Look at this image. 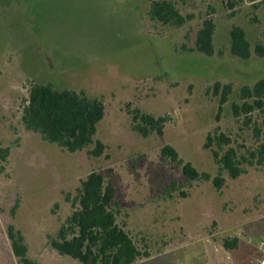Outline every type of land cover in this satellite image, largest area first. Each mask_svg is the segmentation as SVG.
I'll use <instances>...</instances> for the list:
<instances>
[{"label":"rangeland","instance_id":"obj_1","mask_svg":"<svg viewBox=\"0 0 264 264\" xmlns=\"http://www.w3.org/2000/svg\"><path fill=\"white\" fill-rule=\"evenodd\" d=\"M157 0H0V264H19L8 238L13 224L39 264H82L49 245L73 212L82 180L101 172L115 188L117 223L143 256L135 264H254L264 239V110L239 117L242 88L264 78V0H171L182 26L153 20ZM212 21V56L195 50ZM242 27L252 56L231 54L230 31ZM185 46V48H184ZM187 48V49H186ZM193 50V51H192ZM85 92L105 104L95 141L101 157L47 143L22 123L32 83ZM218 88H216V86ZM226 100L222 103V99ZM165 117L163 134L143 137L130 110ZM225 134L244 163L232 179L220 171L208 135ZM170 145L211 180L191 181L161 156ZM225 178L222 188L212 179ZM238 238L227 251L222 240Z\"/></svg>","mask_w":264,"mask_h":264},{"label":"trees","instance_id":"obj_2","mask_svg":"<svg viewBox=\"0 0 264 264\" xmlns=\"http://www.w3.org/2000/svg\"><path fill=\"white\" fill-rule=\"evenodd\" d=\"M153 20L164 25L182 26L186 18L171 0L153 1L150 8ZM215 25L212 21H204L197 32L195 50L206 56H212L214 49ZM231 54L241 60H249L252 56L251 44L245 30L234 26L230 31ZM185 48V46H184ZM187 49V48H186ZM193 51V50H192ZM255 53L264 57V47L257 45ZM219 85L216 86L218 88ZM243 104L234 105V115L239 117L255 110H264V78L253 87L241 90ZM226 97L222 99V103ZM105 104L98 98L88 96L85 92L60 89L51 83L34 82L29 89V98L23 106L21 120L28 131L39 134L44 141L61 147L68 153H78L89 146L94 148L88 153L93 157H101L106 146L95 141L97 125L105 116ZM133 118V129L143 137L150 133L163 134L166 125L165 117H155L140 109L130 110ZM213 144L218 151H213L220 171L227 172L232 179L245 173L244 163L250 161L240 157L233 147L224 150L231 140L222 133L208 135L206 147ZM10 148H0V160L6 161ZM161 156L182 167L183 174L191 181L211 180L212 176L200 173L190 162H185L178 151L170 145L161 149ZM264 163V143L257 152L249 155ZM225 178L220 174L212 179L217 188H222ZM71 201L73 212L66 218L56 237H49V245L62 255L73 258L82 264H135L143 256L130 235L117 223V205L115 188L101 172H92L82 180ZM8 238L11 249L19 264H39L30 256V248L22 232L13 224L8 226ZM227 251L239 247L238 238L222 240Z\"/></svg>","mask_w":264,"mask_h":264},{"label":"built area","instance_id":"obj_3","mask_svg":"<svg viewBox=\"0 0 264 264\" xmlns=\"http://www.w3.org/2000/svg\"><path fill=\"white\" fill-rule=\"evenodd\" d=\"M259 256L255 260L254 264H264V239H262L258 245Z\"/></svg>","mask_w":264,"mask_h":264}]
</instances>
